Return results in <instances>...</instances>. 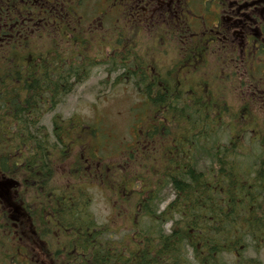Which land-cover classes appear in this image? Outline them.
Returning <instances> with one entry per match:
<instances>
[{"label": "trees", "instance_id": "16d2710c", "mask_svg": "<svg viewBox=\"0 0 264 264\" xmlns=\"http://www.w3.org/2000/svg\"><path fill=\"white\" fill-rule=\"evenodd\" d=\"M88 2L0 0V264H263L264 15L255 36L245 4L184 0L202 19H179L170 62L172 26H155L162 47L148 50L140 24L106 9L85 32ZM228 7L236 41L224 34ZM99 70L136 96L120 146L103 121L57 112ZM238 70L248 88L231 81ZM92 187L117 203L105 223Z\"/></svg>", "mask_w": 264, "mask_h": 264}, {"label": "rangeland", "instance_id": "374dc122", "mask_svg": "<svg viewBox=\"0 0 264 264\" xmlns=\"http://www.w3.org/2000/svg\"><path fill=\"white\" fill-rule=\"evenodd\" d=\"M64 1L65 3H69L71 0ZM115 1L117 0H89L88 3L83 4L82 6L84 8V12L82 13V15H84L85 23H88L82 25L81 28L85 30V32H88V27L91 24H97L95 20L97 19L98 15H100L106 9L108 10L107 15L112 17L114 21H117V19H119L116 24L124 23L125 25L128 22L140 24V26L143 28L142 33L143 35H145L144 42L150 43V45L147 46L148 50H150L151 45L156 44V46H158L159 44L153 41L151 32L154 29L153 27H161L162 23L165 24L168 22L172 24V13L166 12L165 7L168 5L171 6L172 3H169V1L174 2L175 0H146V2H143L144 0H130L129 5H127L128 0H120V3L117 2L114 5L113 3ZM147 2L149 4V8L145 9L147 7L145 6ZM135 3L139 4V8L136 11H133L132 6ZM180 3L184 4V0L178 1V10L176 11L178 19H181V17L184 16L189 17L188 14H185V7H183ZM121 6L122 8L119 9V7ZM108 7H111V9H108ZM123 8H126V13L123 12ZM194 11L201 12L198 6ZM132 12L135 13L130 16ZM198 19H202V16L200 14L199 16H197L193 13L192 20L197 21ZM188 20L192 24L191 19L189 18ZM227 26H229L230 29ZM117 27L123 28L119 26ZM224 27L226 28V34L229 36L232 26L226 24L224 25ZM147 28H152V30L148 31ZM165 28L163 29L164 31H169V29ZM185 28L188 27L185 26ZM175 30L177 34H175L173 40L168 38V34L165 35L167 37L165 39L167 47L165 51L167 57H165V59L170 62L172 60V57L176 54V48L181 45L179 41V32L181 30H179L178 27H175ZM257 31L258 30L256 29L255 32L257 33ZM220 36L222 37L221 34ZM231 38L235 39L233 36H231ZM222 43L223 37L220 39V45L217 48V54H220L222 51ZM161 47L158 46L159 50L161 49ZM211 64L212 66L209 65L211 71L218 70L219 64L217 62L211 61ZM231 69L232 71H234L233 67H231ZM244 74L245 73H243L242 70H238L231 78V81L233 82V79L235 78V83H237V85H242L244 88H248L253 83V81ZM104 78L105 75L101 72V70L96 71V73L93 74V77H91L84 84L78 86L71 96L65 98L62 104L59 106L57 112L60 113L63 117L75 114L89 124H96V121H103V124L106 125V127H104L105 132L109 135L115 136L116 141L120 146L121 143L126 140L125 131L129 130L128 123L130 121L129 108H131L135 104L136 96L130 86L128 87L119 85L112 89L109 87V83H101L100 80H104ZM233 86L235 85H233L232 83L228 84V87H230L228 99H230L231 97L233 99L235 98L236 88H234ZM149 146L150 145H147V147ZM109 159H111V161L115 164H123L121 161L125 160V157L123 154L117 155L116 153ZM90 191L92 194L91 211L96 221L98 223L107 222L112 218V212L114 206L116 207L117 203L109 202L106 199V195H104V193H102V191L97 187H93ZM117 216H120V213H118ZM118 223H120V220L118 221ZM30 244L32 243L30 242ZM37 251L38 249L35 247V252ZM258 256L264 264V248L261 250ZM35 261L37 264L48 263L43 257H36Z\"/></svg>", "mask_w": 264, "mask_h": 264}, {"label": "flooded vegetation", "instance_id": "af4514ba", "mask_svg": "<svg viewBox=\"0 0 264 264\" xmlns=\"http://www.w3.org/2000/svg\"><path fill=\"white\" fill-rule=\"evenodd\" d=\"M260 0H257L256 3H259ZM143 2H146V0H144ZM169 3H172L171 6H166L165 7V11L168 12V13H172V25H175L177 24L178 22V17H177V14L175 12L176 10V1H169ZM128 4H130V0H128ZM145 6H147L145 9H148L149 8V4L148 2L145 4ZM228 18V17H227ZM235 20H238V19H235Z\"/></svg>", "mask_w": 264, "mask_h": 264}]
</instances>
